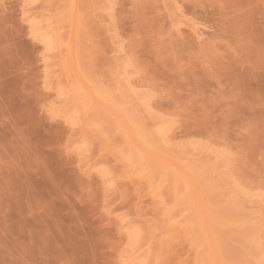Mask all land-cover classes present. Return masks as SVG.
I'll list each match as a JSON object with an SVG mask.
<instances>
[{
  "label": "rangeland",
  "instance_id": "obj_1",
  "mask_svg": "<svg viewBox=\"0 0 264 264\" xmlns=\"http://www.w3.org/2000/svg\"><path fill=\"white\" fill-rule=\"evenodd\" d=\"M0 264H264V0H0Z\"/></svg>",
  "mask_w": 264,
  "mask_h": 264
}]
</instances>
